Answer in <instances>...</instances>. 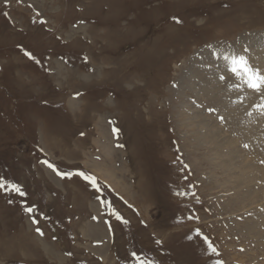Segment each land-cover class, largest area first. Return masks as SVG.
Returning <instances> with one entry per match:
<instances>
[{"label": "rangeland", "instance_id": "1", "mask_svg": "<svg viewBox=\"0 0 264 264\" xmlns=\"http://www.w3.org/2000/svg\"><path fill=\"white\" fill-rule=\"evenodd\" d=\"M234 54L264 73V0H0V264H264V183L206 158L264 111Z\"/></svg>", "mask_w": 264, "mask_h": 264}, {"label": "bare ground", "instance_id": "2", "mask_svg": "<svg viewBox=\"0 0 264 264\" xmlns=\"http://www.w3.org/2000/svg\"><path fill=\"white\" fill-rule=\"evenodd\" d=\"M247 38V37H246ZM245 37H243V39H246ZM256 38V37H255ZM261 40L262 43V36L259 38ZM253 40V39H252ZM251 40V42H252ZM255 41V40H253ZM260 42V41H259ZM206 60L208 58V55L204 57ZM264 58V57H263ZM262 58V59H263ZM226 59V58H225ZM223 60V59H222ZM258 60V59H257ZM219 64V63H218ZM221 66H223V63H220ZM261 66L264 68L263 62H260ZM204 71V70H203ZM206 72V70L204 71ZM192 74V73H191ZM94 75V74H93ZM193 82H195L196 76L195 74L193 75ZM207 80V79H205ZM192 82V83H193ZM207 82V81H206ZM187 83V82H186ZM197 85L199 87H202L200 84V80H197ZM195 83V84H196ZM204 84V83H202ZM241 85V84H240ZM197 86V87H198ZM216 86V85H215ZM217 87V86H216ZM215 87V90H216ZM240 87V86H239ZM243 87V86H242ZM242 89V88H241ZM197 91H199L197 89ZM194 93H197L196 90H193ZM252 92V91H251ZM237 93V92H236ZM264 95V94H263ZM263 95H261V97H263ZM183 96V95H182ZM200 96V95H199ZM250 97V96H249ZM255 97V96H254ZM260 97V96H259ZM212 99V98H211ZM214 99V98H213ZM222 99V98H220ZM213 101V100H212ZM222 101V100H221ZM220 103V102H219ZM218 103V104H219ZM223 103V102H222ZM224 104V103H223ZM232 105V104H231ZM243 105V104H242ZM187 106V105H186ZM238 106V105H237ZM234 107V106H233ZM231 107V108H233ZM238 108V107H237ZM226 109L227 106H226ZM259 109L254 110V115H250L249 117V121L246 120V118L240 117L241 116V111L240 109L236 110V116L234 117L233 114H230L231 117V121H229V128L231 126L232 130H234V134L229 135L228 139H225L224 141L221 142V138L219 136H212L210 134L211 137H213V139H211V141H206L205 139L209 138V135L205 132V136L203 137V139L205 140V142H208V146L207 147H212V145H214L213 147L219 148L220 146L225 147L227 149V158L226 159V163L223 166L222 163H218L216 161H212L211 158L209 156H206L207 160L209 162H211L210 164H212L213 168H215L216 171H222L224 174L228 175L230 177V181L233 182L232 179H234V183L238 184V185H242L243 184V188L244 186L247 190V192L249 191V189L247 188V186L252 183V182H256L254 181V179H259V182L264 183V111H260L258 112ZM258 114H257V112ZM223 112V110H222ZM195 114H200L198 112H196ZM224 114V113H223ZM248 114V113H247ZM226 115V113H225ZM252 116V117H251ZM195 118H199L200 116H194ZM247 117V116H246ZM200 122V121H199ZM238 123V125H237ZM237 125L236 128H234V125ZM215 126V125H214ZM228 126V125H227ZM204 124H200L199 126V130L204 131ZM230 128V129H231ZM234 128V129H233ZM210 129V128H209ZM231 131V130H230ZM237 133H236V132ZM233 133V132H232ZM115 135V134H114ZM225 137V136H224ZM215 139V140H214ZM245 140V144L241 145L242 141ZM114 143V142H113ZM110 144V143H109ZM211 144V145H210ZM218 144V145H217ZM253 145L255 147V159L258 157V161H251L248 160V155H246V150L248 151V148ZM108 146V145H107ZM258 146V148L256 147ZM109 147V146H108ZM252 147V146H251ZM208 149V148H207ZM260 149L262 152V155L260 153ZM254 150V149H252ZM215 151V150H214ZM213 152V151H212ZM219 152V151H218ZM205 153V152H204ZM224 153V152H223ZM220 154V152H219ZM253 154V153H252ZM206 155V154H205ZM217 155V154H216ZM215 155V156H216ZM250 155V154H249ZM258 155V156H257ZM219 156V155H218ZM225 156V155H224ZM250 157H252L250 155ZM263 160V161H262ZM256 162V163H255ZM263 164V165H260ZM225 178V177H224ZM229 179V178H228ZM258 182V183H259ZM226 184V183H225ZM263 185V184H262ZM255 188V187H254ZM241 190V189H240ZM262 190V203L261 206H264V185L261 187ZM239 192V190H238ZM246 192V191H244ZM240 193V192H239ZM235 194H238L237 191ZM260 194V193H258ZM236 197H238L236 195ZM264 211V209H263ZM261 221L262 222V226L264 228V214L263 216H261ZM260 219V218H259ZM235 220V219H234ZM257 224V223H256ZM255 224V226H257ZM249 226V225H248ZM247 226V227H248ZM259 226V224H258ZM248 229V228H247ZM250 231V230H249ZM252 231V230H251ZM263 233V232H262ZM262 236V235H259ZM264 237V236H263ZM262 237V238H263ZM53 253V252H52Z\"/></svg>", "mask_w": 264, "mask_h": 264}, {"label": "snow or ice", "instance_id": "3", "mask_svg": "<svg viewBox=\"0 0 264 264\" xmlns=\"http://www.w3.org/2000/svg\"><path fill=\"white\" fill-rule=\"evenodd\" d=\"M7 2V0H5ZM179 22V21H178ZM26 55H28L30 58L35 59L34 56L30 52H26ZM226 59H229L231 62V71L233 74L237 76H243L245 77V83L247 86L251 89H253L256 92L264 91V73L261 72L260 69L254 68L250 63L246 55L243 54H234L230 57H226ZM261 107H264V105H261ZM45 164L49 168H52L54 171H56L57 175L61 176L62 178L65 176H71L72 173H63L56 169V166L49 163L48 161H44ZM78 175L82 176L86 180H90L93 184V186L97 185L95 177L89 176L83 172H79ZM6 181L3 179H0V188H5ZM11 189L19 193L20 196L27 195L24 191H22L21 187L17 184H11ZM25 211L31 213L34 211L33 207H27L25 208ZM113 214L116 216L117 219H123L118 212L113 209ZM35 222V221H34ZM127 223V221H124ZM37 232H41L39 228L36 229ZM43 234V233H41ZM207 239V238H205ZM159 243V241H158ZM210 248H212L211 244L209 245ZM212 251H215L214 248H212ZM133 255H136L133 253ZM140 264H144V262H140ZM222 264V262H220Z\"/></svg>", "mask_w": 264, "mask_h": 264}]
</instances>
